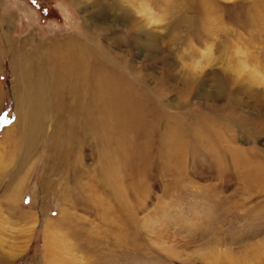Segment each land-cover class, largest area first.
<instances>
[{
	"label": "rangeland",
	"instance_id": "rangeland-1",
	"mask_svg": "<svg viewBox=\"0 0 264 264\" xmlns=\"http://www.w3.org/2000/svg\"><path fill=\"white\" fill-rule=\"evenodd\" d=\"M0 21H11L8 39L15 50L97 36L132 72L133 82L159 99L166 111L209 112L203 93L214 95L219 81L229 82V90L241 102L236 108L242 119L227 117L232 128L222 133L230 140L237 138L231 145L255 150L262 161L264 135L252 136L255 125L246 117H264V0H0ZM135 39L140 43L133 46ZM150 40L154 46L148 45ZM0 57V261L61 264L54 254L47 256L45 248L58 243L67 250L57 258L68 264H228L222 252L242 264L244 256L248 264H264V251L253 255L264 248V179L255 187L242 178L232 158L221 179L218 167L203 160L185 164L181 174L172 176L151 157L146 182L140 185L146 196L128 200L136 214L133 224L108 190L100 188V198L90 192L88 184L97 176L96 143L82 155V186L69 182L66 199L62 189L67 175L52 153L51 129L32 164L21 169L22 153H16L13 144L10 92L16 77L9 45ZM185 81L201 82L203 92L191 95L179 108ZM72 198L79 201L75 207ZM98 199L118 210L134 246L120 245L117 225L105 221ZM22 213L32 221L21 220ZM54 237L59 239L52 243ZM214 239L224 245L210 241ZM209 246H217L213 249L218 258Z\"/></svg>",
	"mask_w": 264,
	"mask_h": 264
},
{
	"label": "bare ground",
	"instance_id": "bare-ground-1",
	"mask_svg": "<svg viewBox=\"0 0 264 264\" xmlns=\"http://www.w3.org/2000/svg\"><path fill=\"white\" fill-rule=\"evenodd\" d=\"M97 7L100 8L99 5ZM143 8L148 11L145 6ZM126 15L124 13L123 16ZM10 25L11 21H0V56L9 45L16 77V85L10 92L14 103L11 115L16 137L13 140L14 150L16 153L21 150V169H24L32 164L44 136L51 129L52 153L58 155L63 175H67L66 186L62 189L63 198L66 199L67 192H70L69 182L82 186L79 180L86 176L81 163L84 152L95 143L97 176L91 178L88 184L90 192L101 197L100 188L108 190L116 198L119 204L117 208L128 220V224L136 222V214L128 208V200L146 196L143 189L140 190V185L146 182L145 175L151 167V157L164 164L165 173L172 176L181 174L185 164L203 160L218 167V178L223 176L229 157L235 169L241 172L242 178L248 179L255 187L258 186V179H264V157L258 162L255 150L231 145L230 141L237 138L231 136L230 140L223 134H228L232 128L225 120L242 119L236 108L241 102L237 100L236 93L229 90V82L219 81L214 95L204 89L203 105L212 109L209 112L166 111L159 99H153L144 88L133 82L132 72L104 48L97 36L83 35L79 40L57 46L33 45L34 50L22 51L10 46ZM137 39L133 40V46L140 43ZM148 45H153L151 40ZM201 85V82H183L179 108L186 106L191 95L202 96ZM220 100L224 104L219 105ZM184 119L189 123L184 122ZM246 121L255 125L252 136L256 138L264 135L263 116L249 115ZM237 126L245 131L241 124ZM23 136L26 137L25 141ZM90 198L95 197L91 195ZM98 201L104 207L102 212L105 221L117 225L119 237L116 239L120 245L126 248L132 247L130 244L134 246L129 241L132 234L122 225L118 210L104 204L103 199ZM71 202L73 206L79 204L74 198ZM20 218L25 222L32 219L26 213L20 214ZM58 239L54 237L52 243ZM210 241L218 246L224 245L218 239ZM45 246L47 256L54 254L59 263L68 264L65 258H57L58 254L63 255L66 247L58 243L53 247L49 244ZM209 248L210 254L218 258L213 249L217 250V246ZM261 250L264 251V248L257 249L253 255ZM221 256L227 259L228 264H242L241 261L229 259L226 252H222ZM247 257L244 256V264H248L245 260ZM79 263L85 264L82 261ZM0 264H9V260L4 258Z\"/></svg>",
	"mask_w": 264,
	"mask_h": 264
},
{
	"label": "clouds",
	"instance_id": "clouds-1",
	"mask_svg": "<svg viewBox=\"0 0 264 264\" xmlns=\"http://www.w3.org/2000/svg\"><path fill=\"white\" fill-rule=\"evenodd\" d=\"M177 60L179 61V56H177ZM180 62V61H179ZM181 66H183V65H181Z\"/></svg>",
	"mask_w": 264,
	"mask_h": 264
},
{
	"label": "snow or ice",
	"instance_id": "snow-or-ice-1",
	"mask_svg": "<svg viewBox=\"0 0 264 264\" xmlns=\"http://www.w3.org/2000/svg\"><path fill=\"white\" fill-rule=\"evenodd\" d=\"M33 2H35V0H33Z\"/></svg>",
	"mask_w": 264,
	"mask_h": 264
}]
</instances>
